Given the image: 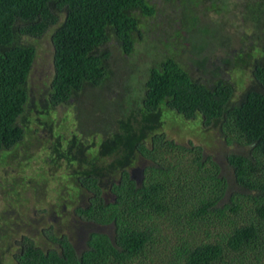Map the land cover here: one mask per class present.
<instances>
[{
	"label": "trees",
	"instance_id": "obj_1",
	"mask_svg": "<svg viewBox=\"0 0 264 264\" xmlns=\"http://www.w3.org/2000/svg\"><path fill=\"white\" fill-rule=\"evenodd\" d=\"M161 2L177 10L178 19L171 20L154 0H0V161L5 155L12 158L14 149L24 143L23 119L30 103L28 84L37 57L36 41L50 33L55 67L50 105L75 100L81 110L87 104L86 118L91 124L101 123L92 126L82 140L91 145L103 134L108 146L99 156L124 145L126 157L136 154L153 162L141 184L123 172L119 181L109 185L111 199L103 195L105 188L95 172L78 177L80 188L96 195L76 212L82 218L112 224V233L93 231L80 253L66 234L56 235L47 228L51 244L24 238L12 255L13 264H144L140 258L147 255L157 229L143 225L142 217L154 213L179 219L185 212L195 220L214 216L216 231H207V239L194 234V241H185L175 264H248L252 254L259 264L264 255V0L235 3L242 20L253 28L240 37L255 48L253 53L254 48L246 52L240 48L222 59L242 74L250 71L251 83L239 95L224 69L212 62L214 53L236 37L228 30L229 19L222 15L230 6L227 0ZM212 10L216 17L208 16L206 11ZM164 15L169 23L158 22ZM149 33L155 37L148 41L154 43L150 45L155 51L157 43L164 49L151 59L140 100L128 99L125 94L133 89L130 59ZM122 81L120 95L107 99V88ZM100 95L103 101L95 102ZM136 106L141 109L139 131L123 120ZM173 111L186 121H199L205 131L216 125L228 144L248 146L247 152L232 150L226 156L231 175L202 146L190 142L191 147H186L160 132L158 118ZM31 132L35 136L36 131ZM147 132L152 133L151 147L144 142Z\"/></svg>",
	"mask_w": 264,
	"mask_h": 264
},
{
	"label": "rangeland",
	"instance_id": "obj_2",
	"mask_svg": "<svg viewBox=\"0 0 264 264\" xmlns=\"http://www.w3.org/2000/svg\"><path fill=\"white\" fill-rule=\"evenodd\" d=\"M154 1L158 3L159 8L167 10L171 20L178 19L177 10H173L170 5L163 4L161 0ZM243 1L245 0H227L226 3L230 6L224 13L222 12V15L229 19L228 30L236 37L227 47L218 49L212 57V62L219 64L236 86L237 95L249 87L251 83L250 71L246 70L242 74V70L238 71L229 67L222 63V59L229 56L230 53L231 55L236 54L240 48L243 49V52L251 51L254 48L252 47V45L254 46L253 42L244 41L242 38L244 36L240 37V33L243 31L246 35L253 32L252 25L245 23L242 20L241 11H238V6L243 4ZM235 3L238 6H235ZM209 4L206 3V5ZM206 12L209 17L210 15L217 16L213 10ZM152 21L155 22V20ZM158 22L166 24L169 23V19L165 15L160 16ZM144 32L146 33V30ZM152 38L155 37L151 33L145 35L137 44L135 55L130 59L134 67L130 78L133 89L125 94V97L129 94L128 99L133 96L140 100L151 59L156 52L164 49L162 43H157L158 48L155 51V47L150 45L154 43L149 44L148 42H151ZM36 45L37 57L28 84L30 103L23 119V124L27 127V135L24 143L14 149L12 158L10 155H5L3 156L5 159L0 161V264H13L12 255L17 251L15 239L19 238L21 233H27L42 241V230L52 226L58 233L69 234L77 245L84 244L90 231L112 233L114 229L112 224L105 225L83 220L76 216V209L87 206L90 199L93 198L91 192L80 188L77 184L78 177L89 171L92 174L95 172L101 180V185L105 188L103 195L111 199L113 195L109 192V185L119 181L123 172L134 173V177L138 178L141 184L147 179L146 169L153 164L151 160L136 154L126 157L127 148L124 145L118 147V150L111 154L99 156L100 151L108 146L107 143H104L106 140L102 138L103 134L99 136L97 142L91 145L83 143L84 135L92 130V126L96 128L101 122L91 124V119L86 118L87 104H81L83 107L81 110L75 100L57 107L50 105L49 94L55 72L51 34L47 33L38 39ZM251 52H255V48ZM115 56L120 57L119 51H116ZM124 75L126 78L127 75L130 77V73ZM240 76L243 77V80H239ZM240 81H244L243 84L238 83ZM122 88L123 81L119 86L114 85L107 88L106 98L116 99ZM89 97L95 96L90 94ZM98 101H103L101 95L99 99H95V102ZM100 105L102 106L103 103ZM164 114L162 119L158 118V121H161H157V124L162 127L160 132L186 147H191L190 142L202 146L207 156H212L223 165V172L227 175L232 173L226 160L228 153L232 150L248 151V146L228 144L220 128L216 125H210L205 131L199 121H186L174 111ZM117 119L116 127L120 130L119 126L122 121L119 117ZM123 120L129 121L139 131L142 126L141 109L136 106L128 117H123ZM72 121L73 124H71ZM69 122V126H66L65 124ZM63 125L67 128L61 129ZM33 130L36 131L35 136H32L31 131ZM61 130L71 134V137L61 133ZM151 134L147 132L144 138V142L149 147L152 145ZM67 136L74 137L75 143L72 146V142L70 143L72 139L69 140ZM78 137L82 142H76L79 140ZM94 137L96 139L98 135L94 134ZM132 142L133 140L129 141L128 148ZM89 159L90 161L87 162L86 160ZM175 160L173 159V162H176ZM120 161L125 162L120 165ZM92 164L99 172L101 171L99 175ZM110 164L114 167L111 170L108 169ZM231 192L230 190L228 196L231 195ZM226 198L229 200V197ZM245 202L246 208H248V201ZM191 206L186 210L189 211ZM152 214L144 219L142 217L141 220L143 225L153 226L157 229L147 255L140 258L144 264H175L180 256V247L185 241L190 238L194 241V234L199 238L207 239L209 237L207 231H216L214 216H210V219L206 218L204 221L202 218L196 220L191 218L190 212H185L183 214L185 216L179 219ZM181 219L183 220L180 221ZM247 260H250L248 264H251L252 261L253 264H257L256 254H252ZM258 263L264 264V255Z\"/></svg>",
	"mask_w": 264,
	"mask_h": 264
},
{
	"label": "flooded vegetation",
	"instance_id": "obj_3",
	"mask_svg": "<svg viewBox=\"0 0 264 264\" xmlns=\"http://www.w3.org/2000/svg\"><path fill=\"white\" fill-rule=\"evenodd\" d=\"M69 124H70V122L68 123V126H69ZM71 124H73V121L71 122ZM66 125V124H65ZM65 125H63V126H65ZM63 132V134H68L70 137H71V134H69V133H66L65 131H63V130H61V133ZM73 132V131H72ZM67 138H69L68 136H67ZM70 139H72V140H70ZM69 140H70V143H71V146H72V144L73 143H75L74 142V137L73 138H69ZM79 141V140H78ZM78 141H76V142H78ZM112 164V163H111ZM110 164V165H111ZM130 175L132 176V177H134V173L132 174V173H130ZM137 180H138V178H136ZM78 183V182H77ZM84 189V188H83ZM86 190V189H85ZM92 195H93V198L95 197V195L96 194H94L93 192L91 193ZM103 194H104V192H103ZM112 194V193H111ZM113 195V194H112ZM93 198H91L90 199V201H89V204H90V202L93 200ZM107 198V197H106ZM76 216H78L79 218H81V219H83V220H88V219H85V218H82L81 216H79L78 215V213L76 212ZM89 221H92V220H89ZM92 222H94V221H92ZM48 228H50V229H52L51 230V233H55L56 235H61V234H66L67 236H68V239L70 240V243L72 244V246L75 248V250H77L78 252H82V251H84L86 248H87V241H88V239H89V236H90V234L93 232V231H90L89 233H88V236H87V238L85 239V241H84V244H82V245H77L75 242H74V240L72 239V237L69 235V234H67V233H58V232H56L55 230H54V228L51 226V227H48ZM48 229L47 228H44L43 230H42V241H41V243L42 242H46L47 244H51L50 243V240L47 238V236H46V234H45V232L47 231ZM26 237H28V238H34L36 241H38V242H40L38 239H36L34 236H32V235H29V234H27V233H21V235H20V237L19 238H17V239H15V242H16V245H17V251H18V249L19 248H21V246H22V240L24 239V238H26ZM54 245H57V244H54ZM57 247L59 248V246L57 245Z\"/></svg>",
	"mask_w": 264,
	"mask_h": 264
}]
</instances>
